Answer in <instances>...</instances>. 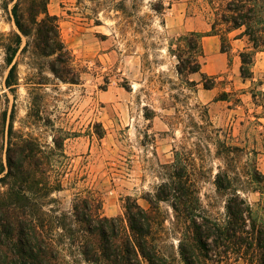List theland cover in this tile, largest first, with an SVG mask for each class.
<instances>
[{
	"label": "rangeland",
	"instance_id": "obj_1",
	"mask_svg": "<svg viewBox=\"0 0 264 264\" xmlns=\"http://www.w3.org/2000/svg\"><path fill=\"white\" fill-rule=\"evenodd\" d=\"M28 1L0 0V114L7 112L0 161L5 176L12 124L11 156L19 162L24 147L26 156L35 157L34 166L26 161L38 181L31 198L45 218L43 236L64 264H105L83 254L75 204L88 198L99 204L101 217L127 224L128 200L149 209L147 200H156L162 185L180 181L177 172L183 182L190 180L211 219L225 224V201L236 192L256 218L264 217V47L252 49L245 27L228 34L230 25L220 21L227 2L165 0L171 7L161 15L152 10L160 0H49L48 13L58 19L80 82L56 78L50 70L54 57L39 54L34 37L23 36L22 48L28 47L15 59L19 85L11 93L2 44L4 35L18 32L12 8L19 3L27 16ZM193 16L211 25L219 21L218 33L230 40L221 72L207 62L203 48L201 72L216 77L212 90L203 88L200 74L189 76L193 86L177 72V56L190 53L180 40L191 33L182 22ZM217 37L208 46L218 54ZM243 51L254 53L247 79L241 75ZM218 173L230 178L229 190H218ZM160 208L168 220L155 230L158 244L171 264H186L179 252L185 225L175 222L169 203ZM235 258L210 253L207 264H236Z\"/></svg>",
	"mask_w": 264,
	"mask_h": 264
},
{
	"label": "trees",
	"instance_id": "obj_2",
	"mask_svg": "<svg viewBox=\"0 0 264 264\" xmlns=\"http://www.w3.org/2000/svg\"><path fill=\"white\" fill-rule=\"evenodd\" d=\"M227 2L226 9L221 14L220 21L230 25L228 34L245 27L244 34L248 36L253 50L264 47V0H212ZM27 16L23 13L19 3L12 8V16L18 32L4 35L2 49L5 63L9 68L5 80V87L15 93L18 83V63L15 59L19 53L27 50L23 48L22 37H34V48L44 57H54L50 64L53 75L64 83L79 84L80 75L73 67V56L65 46L58 19L48 13L49 0H29ZM171 7L165 5V0L153 4L152 10L164 15ZM219 21L211 25L207 33L191 32L188 36L180 37L186 43L190 53L186 59L178 55L177 72L186 79L189 76L201 75V84L205 90H212L215 86V76L202 73L203 38L206 36H220V51L229 55L230 40L218 33ZM239 39V38H236ZM254 53L243 51L240 53L241 75L243 79L251 77V66ZM225 100V98H219ZM206 116L207 111L204 112ZM7 112L0 114V132L5 128ZM13 125L7 131V173L0 161V185L8 190H0V264H64L53 246L43 236L45 218L41 209L31 195L36 197L38 181L32 179L28 158L34 166L35 157L26 156L25 149H20L19 162L11 156L13 143ZM26 142H23L25 146ZM29 151V150H28ZM32 149V152H37ZM38 154V153H37ZM39 162V161H38ZM40 165V164H39ZM258 173L255 172V179ZM184 175L176 173L179 182L162 185L156 194V200H147L150 208H142L137 201L130 199L126 205V223L118 218H104L100 215L99 204L86 198L74 206L75 218L83 225L81 236L84 247L83 254L87 260L104 262L105 264H171V260L158 244V234L155 230L164 229L168 220L162 215L160 204L169 203L175 222L183 223L185 228L179 239V252L186 264H207L209 254L223 260L228 255H235L236 264H264V217L254 216L252 208L246 200L233 193L225 201L228 220L221 224L206 215L198 192L190 185V180L183 182ZM9 181V182H7ZM12 181V182H10ZM231 180L227 175L218 173L216 186L219 191L231 188ZM35 191V192H34ZM82 209L86 216H81ZM162 236H160V239ZM100 253V256L92 253Z\"/></svg>",
	"mask_w": 264,
	"mask_h": 264
},
{
	"label": "crops",
	"instance_id": "obj_3",
	"mask_svg": "<svg viewBox=\"0 0 264 264\" xmlns=\"http://www.w3.org/2000/svg\"><path fill=\"white\" fill-rule=\"evenodd\" d=\"M181 11H183V9L181 8ZM186 9H184V14H183V20H184V16ZM182 24L184 25V31L186 32H200V33H207L211 31V24H208L206 22H202L200 20L199 17H189L188 19H186L185 21L182 22ZM218 37L217 36H206L203 38V48L205 49V52L207 53V55L209 54L210 57H207V62L210 63H214V69L217 72H221L224 67L226 66L227 63V59H228V55L227 54H223L221 52H219L217 54L216 50L215 53H212L211 48L208 46L210 43H213L216 45V43H218ZM219 62L218 64H215L216 62ZM206 67V66H205Z\"/></svg>",
	"mask_w": 264,
	"mask_h": 264
}]
</instances>
